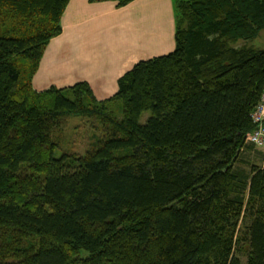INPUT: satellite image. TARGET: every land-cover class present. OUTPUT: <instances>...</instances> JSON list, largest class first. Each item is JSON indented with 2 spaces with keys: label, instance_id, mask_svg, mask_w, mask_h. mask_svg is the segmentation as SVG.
Listing matches in <instances>:
<instances>
[{
  "label": "trees",
  "instance_id": "16d2710c",
  "mask_svg": "<svg viewBox=\"0 0 264 264\" xmlns=\"http://www.w3.org/2000/svg\"><path fill=\"white\" fill-rule=\"evenodd\" d=\"M69 1L0 0V264H264V160L237 168L264 92V48L239 41L264 0H178L174 50L105 99L33 85Z\"/></svg>",
  "mask_w": 264,
  "mask_h": 264
},
{
  "label": "crops",
  "instance_id": "0c3cea01",
  "mask_svg": "<svg viewBox=\"0 0 264 264\" xmlns=\"http://www.w3.org/2000/svg\"><path fill=\"white\" fill-rule=\"evenodd\" d=\"M178 0H70L33 78L38 90L90 84L98 99L113 96L134 64L175 48Z\"/></svg>",
  "mask_w": 264,
  "mask_h": 264
},
{
  "label": "rangeland",
  "instance_id": "374dc122",
  "mask_svg": "<svg viewBox=\"0 0 264 264\" xmlns=\"http://www.w3.org/2000/svg\"><path fill=\"white\" fill-rule=\"evenodd\" d=\"M239 45H243L247 43V45H253L258 48H264V31H261L254 39L249 41H239ZM168 53V51L166 52ZM151 112L145 111L141 115L140 121L142 123H145L148 118L150 117ZM70 127L68 136L66 137V142L69 144L68 149L71 147L74 150L78 152H82L84 149L85 144L89 141L88 136L90 134V131H87L86 125H81V119L79 118H72L70 120ZM87 136V137H86ZM241 159L243 160L242 163H238L237 168L245 170L247 174L250 172V167L252 164L255 165H262L264 157L260 150L255 148H245L244 151L241 154Z\"/></svg>",
  "mask_w": 264,
  "mask_h": 264
},
{
  "label": "built area",
  "instance_id": "2783aa9c",
  "mask_svg": "<svg viewBox=\"0 0 264 264\" xmlns=\"http://www.w3.org/2000/svg\"><path fill=\"white\" fill-rule=\"evenodd\" d=\"M252 119L256 124V128L248 133L246 141L264 153V92L259 104L252 113Z\"/></svg>",
  "mask_w": 264,
  "mask_h": 264
}]
</instances>
